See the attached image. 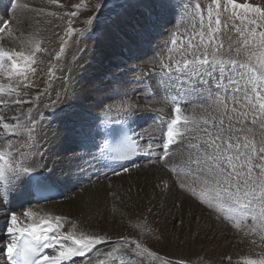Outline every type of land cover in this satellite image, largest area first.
<instances>
[{
  "label": "snow or ice",
  "instance_id": "6c2138e0",
  "mask_svg": "<svg viewBox=\"0 0 264 264\" xmlns=\"http://www.w3.org/2000/svg\"><path fill=\"white\" fill-rule=\"evenodd\" d=\"M58 2L50 0L52 4ZM82 6L84 0L73 5V8L79 10ZM107 6L108 0H99L92 9L93 15L84 20L86 30L91 33L89 38H96L95 29L101 26L99 14ZM11 7L13 10H24L28 5L12 3ZM113 7L114 17L99 40L113 46L118 60L116 67L121 68L130 59H140L136 53L142 46L154 42L160 34L158 28L161 19L172 8V4L171 0H122ZM221 7V0H211L206 9L205 21L204 10L196 3L199 28L193 24L191 31L186 29L183 35L170 33V42L165 45L168 49L166 61L160 60L159 63L162 68L161 82L166 88L176 90V95L172 98L174 107L171 118L160 124L161 136L155 141L160 146V155L156 162L162 161L163 167L168 170L167 178H159L165 189L176 186L189 192L201 204L213 210L218 219L229 223L241 236L242 242L249 240L256 244L254 236H259L260 241L264 242V31H257L258 28H264V5L223 0L224 13H230L228 19L239 21V24H232L239 36L236 42L238 46L234 48L229 44L227 53L222 51L225 45L219 39L222 30ZM66 15L75 17L77 11H70ZM14 19L18 24L22 22L18 16H14ZM11 23L0 20V77L9 82L7 86L0 83V107L3 109L37 103L40 93L33 100L27 90L34 87L32 76L38 70L37 54L46 51L41 47L42 40L37 34L20 40L18 49L5 47L6 43L14 42L15 29L9 27ZM223 27H227L226 22ZM76 31L69 27L68 34ZM66 43L67 40L61 43L55 54L56 59L64 53ZM232 52L235 56L231 55ZM242 52L243 59L240 58ZM130 71L137 73L142 70ZM49 73L54 75L52 69H49ZM105 79L109 81V88L112 84L122 83L117 76ZM134 81L137 84L145 83L139 77H134ZM141 91L147 92V89ZM44 94L48 95L46 92ZM82 95L84 99L91 98L87 92ZM116 95L126 98L128 93L117 90ZM189 97L209 103H195ZM80 98L81 94L73 86L71 99L79 102ZM150 98L147 95L144 97L146 100ZM61 102L62 93L57 92L55 99L49 96V104L45 107H55ZM189 105L190 111L185 112V106ZM99 107L100 113L95 116L87 110L77 112L73 103L60 107L58 118H63L62 128L58 131H63L65 137H70L79 145L78 150L68 157L69 162L79 168L89 163L87 157L91 154L88 152V143L106 129L107 136L100 151L92 158L100 161H128L130 167L123 166L124 173L139 168L140 165L129 158L140 150L141 144L148 145L147 152L151 155L152 142L144 141L141 135H130L125 125L130 128L139 118L137 113L147 111L150 105L142 109L140 105L122 99L118 121L122 123L118 129L107 128L103 118L104 113L113 111V105L101 103ZM32 111L30 106L26 114L21 112L11 120L0 115V135L6 141L5 147L0 148L2 198L22 192L25 185L35 191L47 190L56 179L54 169L49 168L44 159L47 153L41 151L43 144L49 141L45 140L39 148L36 143H28L27 139L25 144H13V137L18 133L22 135L27 131L31 136L35 132L37 121L32 117ZM21 117H24L25 123H21ZM109 137L112 143H109ZM12 149L15 151H10ZM175 156L181 158L188 173L182 175L170 163V158ZM113 174L119 176L121 172ZM189 175L195 177L193 184L198 183V188L189 184ZM23 216L30 222L21 224L16 212L11 213L6 228L9 239L0 241L3 244L0 255L8 264H74V258L77 257H87L86 264H116L117 260L123 264L122 255L118 254L129 245H134L130 251L137 257L141 252L156 256L145 243L124 237H121L120 247L113 246L110 250L100 252L97 246L110 243V237L82 231L78 233L75 223L71 225V231H62L64 217L39 215L30 207L23 212ZM249 219L251 224L247 223ZM136 227L141 225L138 223ZM46 249L51 250V254ZM92 253H95L94 257ZM82 264L85 262L82 261ZM132 264H135V260ZM163 264L169 262L165 260ZM244 264H264V258L247 259Z\"/></svg>",
  "mask_w": 264,
  "mask_h": 264
},
{
  "label": "bare ground",
  "instance_id": "6f19581e",
  "mask_svg": "<svg viewBox=\"0 0 264 264\" xmlns=\"http://www.w3.org/2000/svg\"><path fill=\"white\" fill-rule=\"evenodd\" d=\"M87 1L89 2L86 9L87 13L85 12V14H83V12L80 13L77 11V16L80 17V20H85L87 14L92 11L96 2H99V0ZM191 1L195 2L193 0H171L172 8L167 12L173 11L174 14L163 15L161 26L158 28L160 34L157 35L151 45L142 46L136 53L140 58L148 59V63L152 61L154 64L151 65L145 62L137 63V69L141 67L148 69V67L151 66L158 70L157 75L161 78L162 69L157 67V65H161L159 63L160 60L166 61L168 49L165 47V42L166 39H171L170 33L178 32L183 35L186 29L189 32L191 31L193 24L199 28V16L196 12L195 5L189 4ZM199 1L200 3H206V7L211 3L210 0ZM11 2L13 3L15 0H0V20L5 21V17L3 18L2 16L4 10L8 9V14H11L10 16L13 15V12H10L11 9H9ZM29 2L32 5H34L35 2H43L42 7H39L40 10L42 9L43 11L36 10L33 7V9H24L23 14L20 12V19L22 22L17 25L15 24L17 27L13 28L16 32L14 38H18L15 40L17 42V44H15L17 47H20V40H26L31 34H37L42 40L41 47L46 49V51L37 54L38 64L36 67L38 70L36 74L32 76L34 87L27 90L29 96L33 100H35L37 94L40 93L39 100H37L35 104L37 105L36 109H34L35 105H14V113L12 112V116L10 117L11 119L21 112L26 114L28 107L31 106L33 109L32 114L35 112L32 117L37 121L35 132L31 136H29L27 131L22 135L18 133L15 139H13V144H25L27 139L28 143H36V147L39 148L40 144H43L45 140L49 141V143L43 144L41 151L47 153L44 159L47 161L49 168L54 169L56 179L53 181V184L59 188L61 195L56 200L38 205H29L24 209L20 208V204L26 201L29 189L28 185L24 186L22 192L10 198L0 197V229L3 227L4 231L3 233L0 232V241L6 242L7 239H9L5 222L9 223L11 212L15 211L17 213L19 211L17 215L20 218L21 224H23L25 222H30L23 216V212L30 207L39 215L47 214L64 217L65 219L62 221V231H71V225L75 223L78 233L82 231L84 233H95L110 237V243L97 246L100 252L110 250L113 246L120 247L121 237H124L133 238L132 240L145 243L152 252L156 253V256H150L147 253L141 252L140 256L137 257L134 252L130 251L131 248H134V245H129L123 247L121 253L118 254L122 255L123 264H132L133 260H135V264H141V260L142 264H163L165 260H167L169 264H180L181 262H183V264L186 262L193 264L192 260L194 258H202L197 264H207L205 261H208V259L211 260L209 258L211 256H213L214 260L217 258L214 262L212 261L213 264H223L224 257H226L223 256V252L226 250L227 241L233 242L236 239L241 243V245H239L244 249L250 250L251 252L255 251L256 247H259V244H253L249 240H244L242 242L241 236L237 234L230 224L222 219H218L217 214L213 210H209L206 205H200L197 197L193 198L189 192L181 190L176 186L165 189L164 186L160 184L159 179L161 176L165 178L168 176V170L162 168L163 162L144 164L139 168H132L128 173L122 172L119 176L112 175L107 179L98 178L99 176L96 177L92 173L93 164L90 157L91 155L87 157L89 163L84 164L82 168L76 167L69 162L68 157L73 155V151L78 150L79 145L70 137H65L63 131H58L62 128L61 119L63 118H58L60 107L73 103L76 106L75 110L77 112L87 110L95 116L100 113L99 106L101 103L113 105V111L111 113H104L103 118L105 121L115 122L120 120L119 105L122 99H127L133 104H138L142 109L145 105H150L147 111L137 113L139 118L135 123L140 126L141 130L154 132L153 127L149 126L147 123V113L152 109H158L156 112L160 111V109H165L172 114V108L174 106H171V109L168 108L170 99L165 97V94L175 96L176 90L173 88H166L163 83L155 86L153 84L157 96L156 98L146 100L144 99L146 95L140 93L138 90L139 87L137 89L132 85L134 77L132 78L131 74L135 73L131 72L130 69H134L133 65H129L127 62V64H123L121 68H117L116 64L118 61H112L109 62L107 66L102 67L104 63L102 61L107 52L106 50L109 51L107 52L108 54L112 55L111 57L115 58L113 52L110 51V49H114L113 46L110 43L101 42L99 40L100 35L105 31L110 20L114 17V7L109 9L108 6L110 5H108L99 14V18L105 15L107 18L104 21L101 19L99 22L101 26L95 29L96 39L92 47L100 50L101 56L97 61V65H93L88 63V55L82 54L80 59L76 60L80 53V48H76V40L82 42L89 38L85 24L83 27L84 21H81L80 35L78 34L79 37H75L72 34L73 32L68 34V29L69 27L72 28L73 24L70 18L69 20L67 18L70 16H66L60 12L64 7H68L71 4L75 5L79 3L80 0H59L57 4L50 3V0H30ZM84 2H86V0H84ZM15 3L17 4V2ZM195 3H197V1ZM31 4L29 5L31 6ZM71 9L72 11L75 10L73 7ZM206 9H204L205 21L207 19ZM51 13H56V15L53 16ZM111 14L113 17H111ZM11 19L15 20L14 18ZM213 19H215V17H213ZM223 24L222 21V30L219 39L222 40L225 45L222 51L227 53L229 44H232L234 48L238 46L236 42L239 40V36L235 31H231L230 34L229 31L231 27H223ZM11 25L12 23L9 25L10 28ZM164 26H168V33H165V29H163ZM64 40H67L65 51L61 54L59 59H56L55 54L59 51L60 45ZM89 40H91V38H89ZM15 44L14 46H16ZM87 45L88 43L85 46ZM4 46L9 48L8 43ZM151 54H155L159 60L154 59L155 56ZM231 55L235 56V53L232 52ZM85 62L89 65L84 68L83 65ZM49 69H52L54 75L49 73ZM87 73H91V75ZM111 76L119 77L122 83L112 84L111 88L107 87L109 81L105 79V77ZM140 77H143V74H140ZM0 83L7 86L9 82L4 77H0ZM73 86H75L78 93L81 94L79 102H74L71 99V88ZM117 90L121 92L126 91L128 96L126 98L117 96ZM45 92L48 93V95H45ZM57 92L62 93V105L45 107L46 104H49V96L55 99ZM65 92L68 94L64 95ZM84 92H87L91 98L84 99L82 95ZM109 97H114V99H109ZM13 98H15V93H13ZM189 99L193 100L195 103H209L208 101L200 100L195 97H189ZM190 109V105L184 108L185 112H189ZM4 117L9 119L6 116ZM21 121H24L23 123L26 122L24 117H21ZM93 140L88 143V148L92 146ZM5 145L6 141L4 137L0 135V148L5 147ZM25 150L27 151V148ZM10 151H15V149ZM16 159H19L18 153ZM170 163L175 166L182 175L189 171L182 165L179 156L171 157ZM173 178H175L174 174ZM187 178L190 185L196 186L197 188L199 187L198 183L193 184V180L195 179L194 176L189 175ZM109 179H114L113 182L117 184H113L112 186L114 187L110 190L108 188L106 189V186L101 183L104 182L105 184V181ZM157 185H159V187H157ZM81 188V191H83L84 188V194H80L77 198H71L70 200L69 198L71 195ZM0 191H2V185H0ZM111 192H113V195H110ZM73 195V197H75L76 194ZM67 199L70 201L64 202ZM112 204L113 207L111 209L110 207ZM9 207L10 209L7 211ZM1 217L5 218L3 222L1 221ZM6 217L8 218L6 219ZM178 221L180 224L175 226ZM138 223L141 227H136ZM181 238H184V243H181ZM253 239L257 241L259 236H254ZM212 240H217L219 242L221 240L220 245H222L223 248L216 245V243L211 244ZM222 241L223 243L224 241L226 242L223 244ZM0 247H3V244H0ZM91 255L94 257L95 253ZM236 257L238 256H235V258ZM3 259V255H0V261ZM82 261L86 264L87 257L74 258V264H82ZM116 264H120V261L117 260Z\"/></svg>",
  "mask_w": 264,
  "mask_h": 264
},
{
  "label": "rangeland",
  "instance_id": "374dc122",
  "mask_svg": "<svg viewBox=\"0 0 264 264\" xmlns=\"http://www.w3.org/2000/svg\"><path fill=\"white\" fill-rule=\"evenodd\" d=\"M12 1H14V0H12ZM30 1V0H15V2H17V4L18 5H21V4H27L28 5V8L27 9H33V7H34V9H38V10H40V8L42 7V4H43V2H45V1H43V2H41V3H38V2H35L34 3V5H32L30 2L28 3V2ZM193 1H197V3H200V1L199 0H193ZM211 1V0H210ZM9 2V1H8ZM15 2H13V3H15ZM87 2V3H86ZM86 2H84V6H82L79 10H74V11H79L80 13L81 12H83V14H85V12H86V9H87V6L89 5V2L86 0ZM122 2V0H108V3H110V4H108V5H110V6H108L109 7V9L112 7L113 8V6L115 5V4H117V3H121ZM195 2H189V4L190 5H195L196 3ZM237 2H239V3H245V2H248V3H252V4H254V5H264V0H237ZM96 3H98V2H96ZM195 3V4H194ZM221 3H222V7H221V20L223 21V23H227V26H229V27H231V30L229 31V33L231 34V31H233L234 32V30H233V28H232V24H233V22L234 23H236V24H239V21H233V20H229L228 19V16L230 15V13H224V11H223V0H221ZM29 4H31V6L29 5ZM88 4V5H87ZM11 5H12V2H11ZM11 5L9 6V9H11L10 10V12H13L12 14V16H10L8 13H9V11H8V9L7 10H4L3 11V13H2V16H3V18L5 17V21H12V25H11V28H16L17 26V22L15 21V20H12L11 18H14V16H18V17H21V14H23L24 13V10H21V9H19V8H17V9H15V10H13V8L11 7ZM73 4H71V5H69L68 7H64V9L63 10H60V12L62 13V14H65L66 15V13H68V11L70 12V11H72V6ZM206 5V3L204 4L203 2L202 3H200V6H201V9L202 10H204V9H206L207 7L205 6ZM7 6H8V3H7ZM40 7V8H39ZM85 7V8H84ZM204 8V9H203ZM6 9V8H5ZM26 9V10H27ZM71 9V10H70ZM20 12H21V14H20ZM17 15H16V14ZM87 13V12H86ZM7 16H6V15ZM165 14H174V12L173 11H170L169 13L168 12H166ZM90 15H93V12L91 11L90 13H88L87 14V16H86V18L88 17V16H90ZM112 15V14H111ZM251 15V14H250ZM66 16H68V15H66ZM106 16V15H105ZM105 16H103L102 18L100 17L99 18V21L98 22H100L101 21V19L104 21L107 17H105ZM76 17V16H75ZM67 17L68 18V20H69V18H70V20H71V22L73 23L72 24V29H77L78 31H76V32H73L72 34H73V36H75V37H79L78 36V34L80 35V26H81V21L83 22L84 20L83 19H81L80 20V17ZM111 17H113V15L111 16ZM7 18V19H6ZM85 18V19H86ZM16 23H15V22ZM16 24V25H15ZM77 24H80V25H77ZM76 28H75V27ZM83 27H84V23H83ZM83 27H82V29H83ZM249 27L251 28L252 27V25H249ZM163 29H165V33L167 32L168 33V31H169V28H168V26H164L163 27ZM98 31V30H97ZM164 31V30H163ZM257 31L259 32V31H264V28H258L257 29ZM79 32V33H78ZM86 32H87V34H88V37H90L91 36V33L90 32H88L87 30H86ZM15 34H16V32H15ZM96 38H91V40H89V38H87L85 41H82V42H78V40H76V48H80V53H79V55L77 56V58H76V60H79L80 59V57L82 56V54L83 55H88V63H90V64H93V65H97V61H98V59L100 58V56H101V51L100 50H97L95 47H92L93 45H94V40H95ZM13 40H14V42H12V43H8L9 44V48H19V46L17 47V42L15 41L16 39L15 38H13ZM89 41V42H88ZM167 42H170V40L169 39H167L166 40ZM78 42V43H77ZM16 45V46H14V44ZM88 43V45L87 46H85L86 44ZM79 46H81V47H79ZM107 52H109L108 50H106ZM110 51L111 52H113V54H114V56H115V58H113V57H111L112 55L111 54H108L107 52L105 53V56H104V59H103V61L102 62H104L103 63V65H102V67H105V66H107L108 65V63L109 62H112V61H118L117 59H116V53H115V50L113 49H110ZM85 52V53H84ZM94 54H96V55H94ZM108 55V56H107ZM151 55H153V56H155V54H151ZM242 59L244 58V54H243V52H242V54H241V56H240ZM50 58H51V56H50ZM142 58V57H141ZM130 59L129 61H128V63H129V65H133L134 67H136V64L137 63H148V59H144V58H142V59ZM154 59H157V60H159L158 59V57H154ZM93 62V63H92ZM152 62V61H151ZM149 62L148 64H151V65H153L154 64V62ZM87 62H85V64L83 65V67L85 68L87 65H89ZM159 64V63H158ZM151 67V66H150ZM87 74H89V73H87ZM89 75H91V73L89 74ZM132 75V74H131ZM102 76V75H101ZM100 76V77H101ZM124 78H126V77H124ZM98 80V79H97ZM99 81V80H98ZM103 88V87H102ZM101 88V89H102ZM59 105H62V102H61V104H59ZM58 105V106H59ZM14 107V106H13ZM13 107H11V108H8V109H3L2 107H0V115H4V116H6V117H8L9 118V120H11L10 119V117L12 116L11 114H12V112L14 113V108ZM36 107H37V105H35L34 106V109H36ZM169 109H171V107H168ZM60 109V108H59ZM11 112V113H10ZM35 112H33V114H34ZM33 114H32V116H33ZM24 121H21V123H23ZM259 138V130L257 129V139ZM13 139H15V137H13ZM161 163V162H160ZM160 165V164H159ZM160 168H161V165H160ZM162 168H164V167H162ZM155 169V168H154ZM156 170H157V168H156ZM134 174H136V173H134ZM132 176V175H131ZM130 176V177H131ZM127 177V176H126ZM129 177V176H128ZM107 179V178H106ZM119 179H121V178H119ZM114 180V179H113ZM113 180H107V181H105V184H104V182H101L103 185H105L106 187V189L108 188L109 190L112 188V187H114V186H112L113 184L114 185H117V184H115L114 182H113ZM100 184V183H99ZM98 184V185H99ZM90 186V185H89ZM122 186V185H121ZM91 187V186H90ZM89 187V188H90ZM120 187V186H119ZM82 190V188L81 189H79V190H77L75 193H73V194H76L75 195V197H73L74 195L72 194L71 195V197L69 198L70 200H71V198L73 199H75V198H77V196L78 195H80V194H84V188H83V191H81ZM110 195H113V192H111L110 193ZM194 198V197H193ZM69 199H67L66 201H64V202H69L70 200ZM63 200V199H62ZM198 202V201H197ZM200 205H204V204H201L200 203ZM205 206V205H204ZM112 207H113V204L111 205V209H112ZM207 208V207H206ZM9 209H10V207L9 208H7V211H9ZM210 210V209H209ZM12 213V212H11ZM16 214H19V211L16 213ZM8 217H6V219H7ZM5 220V218H3V217H1V221L3 222ZM9 220V219H8ZM10 221V220H9ZM249 221V222H248ZM247 221V223L248 224H250V222H251V220L249 219ZM5 224L6 225H8V223L7 222H5ZM178 224H180V222L178 221L177 223H176V225L175 226H178ZM3 225V224H2ZM227 226V225H226ZM0 232L1 233H3L4 231H3V227L0 229ZM130 240H132L133 238H129ZM182 240H181V243H184V238H181ZM258 240L259 239H257V243L256 244H259V247L257 248L256 247V250L255 251H248L247 249H244L242 246H240L241 245V243H239V241L236 239V240H234L233 242L232 241H227V243H226V250L224 251V249H223V256H226V257H224V260H223V264H244V262L247 260V259H261V258H263L264 256V242H261L260 240H259V243H258ZM214 243H213V242ZM211 241V244H215L216 243V245H218L219 247L221 246L222 247V245H220V243H221V240H220V242L219 241H217V240H212ZM215 241H217V242H215ZM226 241H224V243H225ZM236 242V243H235ZM198 244H200L199 242H197ZM222 243H223V241H222ZM223 243V244H224ZM230 243V244H229ZM228 244V245H227ZM240 244V245H239ZM197 245V244H196ZM215 246V245H214ZM223 248V247H222ZM249 252V253H248ZM251 252V253H250ZM233 253V254H232ZM240 254V255H239ZM235 256H238V257H236L235 258ZM211 260H209L208 259V261H205L207 264H213L212 263V261L214 262L215 260H217V258L214 260V258H213V256H211V257H209ZM246 258V259H245ZM197 259H199V260H197ZM200 259L202 260V258H194L193 260H192V263L193 264H197L198 263V261H200ZM213 259V260H212ZM239 260V261H238ZM242 260V261H241ZM173 264H175V263H173ZM177 264V263H176ZM179 264V263H178ZM181 264V263H180ZM185 264H191V263H188V262H186Z\"/></svg>",
  "mask_w": 264,
  "mask_h": 264
}]
</instances>
